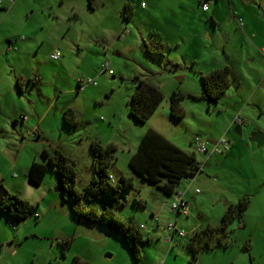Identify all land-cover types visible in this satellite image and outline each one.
Here are the masks:
<instances>
[{
  "label": "rangeland",
  "instance_id": "obj_1",
  "mask_svg": "<svg viewBox=\"0 0 264 264\" xmlns=\"http://www.w3.org/2000/svg\"><path fill=\"white\" fill-rule=\"evenodd\" d=\"M167 1L165 11L156 8L152 17L135 6L121 37L126 43L119 41L110 51L79 48L75 42L87 37L51 31L50 21H38L25 11L9 15L4 23L0 13V177L10 194L35 205L41 213L40 218L31 215L15 227L0 220V264H72L75 256L91 264H192L187 242L195 230L218 227L228 208H237L245 198L250 200L248 207L228 226L231 244L203 247L193 264H264V146L257 145L254 153L243 147L241 153L238 149L230 156L215 155L206 165L207 154L198 152L192 143L204 134L214 141L222 136L235 140L234 127L228 131L226 124L236 111L243 119L250 115L264 122V112L257 106L264 107V84H259L264 52L258 55L253 48L254 43L264 44V0H210L208 12L202 10L201 0ZM214 10L217 13L212 18ZM152 29L175 34L181 44L167 48L164 55L149 54ZM12 38H16L15 48L8 51ZM57 49L62 57L53 60L51 54ZM217 60L233 65L236 77L233 73L234 84L218 102H210L201 97L199 71H211ZM105 61L112 74L101 68ZM137 76L152 80L165 95L144 123L129 115L128 101L138 84ZM79 81L85 84L83 88ZM174 91L184 94L181 119L170 115ZM67 107L81 112L77 129L65 125ZM16 109L20 112L12 117ZM150 125L195 153L204 168L188 183L189 216L178 218V227L188 235H177L173 244L167 240L166 227L177 218L165 205L171 203V196L132 174L134 185L124 192L126 200L117 203L115 211L140 226L150 225L154 215L159 216L155 235L135 261L122 240L106 228L71 215L70 201L56 191L59 177L52 166L40 186L28 180L27 172L34 160L48 164L46 153L59 149L74 164L80 188L94 172L91 142L98 139L117 147L110 171L131 175L129 159ZM36 130L39 133L33 135ZM251 133L244 131L248 137ZM5 195L0 188V199ZM68 241L70 246H64Z\"/></svg>",
  "mask_w": 264,
  "mask_h": 264
},
{
  "label": "trees",
  "instance_id": "obj_2",
  "mask_svg": "<svg viewBox=\"0 0 264 264\" xmlns=\"http://www.w3.org/2000/svg\"><path fill=\"white\" fill-rule=\"evenodd\" d=\"M161 39L160 35L158 41L151 40L150 45L153 50L148 51L149 54H165L167 45ZM137 80L138 84L130 98L129 115L137 122L144 123L155 113L165 95L161 88L148 78L137 76ZM233 80V71L228 65L201 74L200 81L203 86L201 97L210 102H218L222 94L232 86ZM183 98L184 94L180 91H174L170 97V115L174 119H181L185 115L182 105ZM78 117V112L72 107L65 109L64 122L67 127L77 129L80 122ZM235 122L239 124L236 119ZM197 136L201 137V135ZM196 137L193 140L194 144H196ZM214 143L207 142L209 147H212ZM91 150L94 153V176L89 183L80 188L77 187L78 173L74 164L59 149H56L54 153H46L49 158L48 164L34 160L28 168L27 178L32 184L40 186L49 171V167L52 166L53 171L64 184L65 190L60 193L63 194L64 200L70 201L71 215L74 218L106 228L112 235L122 240L133 259L138 261L143 255L142 247L149 241V238L134 220L123 218L114 209L117 203H123L126 200L123 194L134 185V176L121 175L118 180L111 177L110 168L115 160L117 150L115 144L104 145L100 140L93 139ZM128 164L133 174L139 175L149 183L156 185L172 199L177 193L184 192V197L189 203L190 201L186 198V191L179 190L178 187L183 180L190 181L204 168L203 164L196 159L195 153L185 151L154 128L147 129L143 134L138 148L129 159ZM0 188L6 194L0 199V212L12 220L13 226L25 221L31 215L39 218L35 216L36 206L17 195L10 194L4 187L1 177ZM197 190L196 192H198ZM138 202L142 203L141 199ZM249 203L250 200L245 198L238 202L237 208H234L233 205L230 206L223 217V222L218 227L210 226L206 229L195 230L187 242V247L192 256V264L197 261L203 247L210 249L216 245L228 247L231 244L230 232L228 231L229 223L237 215H242ZM181 216L183 215L176 216L177 226L178 218ZM177 235L175 233L173 239ZM64 246L69 247L70 241L66 242ZM72 264L91 263L83 260L80 256H75Z\"/></svg>",
  "mask_w": 264,
  "mask_h": 264
},
{
  "label": "crops",
  "instance_id": "obj_3",
  "mask_svg": "<svg viewBox=\"0 0 264 264\" xmlns=\"http://www.w3.org/2000/svg\"><path fill=\"white\" fill-rule=\"evenodd\" d=\"M146 1H147V6L143 8L139 4V2H137V0H0V13L1 16L3 15V17L1 18L4 23L9 15L13 13L25 11L29 15V17H33L34 19L38 18V21L41 22L47 20L50 21L51 31L53 30L57 32L66 31L67 33L74 32L77 35L85 36L84 38L87 37L88 39L87 38L85 40L81 39L80 41L75 42V44L79 48L96 50L98 47H100L106 51H110L111 49L116 48L117 45L119 46V41L120 44L126 43V42H121V37L123 36L124 33H126L124 29L126 24L132 20V16L135 13L134 10L135 6H139L140 9L144 11L145 15L152 17L155 14L154 12L157 10L156 8H159L160 11L164 12L168 4L167 0H146ZM206 1L210 2L208 10L203 9V4ZM201 2H202V10L204 12H208L211 9L212 1L201 0ZM216 13H217L216 10H214L212 14V18L215 17ZM168 16L169 15H167V17ZM254 34L255 35H253V38H256L258 35L256 33ZM160 35L162 37L161 41L167 45V48H172L176 45L179 46L181 44V40L178 39V37H176L175 34H171L168 31V35L166 34L163 35L161 29H158L157 31L153 29L151 30L150 33L151 38L149 39L150 42L151 40L158 41ZM246 38L247 36L244 39ZM15 42H16V38L15 39L12 38L8 40V46H7L8 51H11L15 48L14 47ZM144 43H146V41ZM254 44L255 45H253V48L258 51V55L260 54L263 55L262 52H264V44L262 45H258L257 43ZM250 61H253V59L251 58ZM216 62L217 63L214 64L213 69L226 66L222 62H219V60H217ZM228 66L231 67L236 77L235 67L231 64ZM207 72L209 71L201 70L199 71V74L201 76V74ZM78 84H79V88H83L85 85L82 84L80 81L78 82ZM259 84L260 85L264 84V74L259 79ZM17 85L19 86V82L17 83ZM17 85H14L13 88L16 91L20 89L19 90L20 92L21 87L19 86L18 87L19 89H17L16 88ZM237 85L240 86L241 84L238 83ZM14 89L11 91H14ZM257 92L258 90L255 92V94ZM16 100H18V98ZM128 104H130V100L128 101ZM258 104L260 103H257V106L260 109V111L264 112L263 105H258ZM75 110L78 112L79 116H81L80 110H78L77 108H75ZM19 112L20 110L16 109L14 110V113L11 114V116L14 117ZM239 112L240 111H236V113L229 115L230 123L226 124V129L228 131L231 130L232 127L235 128V126L237 125L235 119L238 116ZM241 125L243 130V135H242L243 138L238 134H236L233 130L235 135L234 136L235 140L232 141L230 139L231 150L225 153L228 154V156L234 154L238 149H239L238 153H241L243 147H246L248 150H250V152L254 153L257 150V145L259 148H262L264 146V122L260 123L258 120L248 115V116H244V121ZM150 127L156 128L153 125H150ZM251 130L252 132L255 131L254 136L252 137L253 139H249L247 134L244 135V131L245 132L247 131L249 134ZM35 132L36 135L39 133L38 130H36ZM201 137L204 140H206L208 143L215 142L214 140L209 139L208 134L201 135ZM256 139H259L262 145L259 146ZM234 147H237V149L234 150L233 149ZM213 157L214 156L207 155L206 159L204 160V164L207 165L208 163H210ZM129 173L131 175L133 174L131 170ZM93 176H94V172H91V175L89 177L90 181L93 178ZM111 177L114 180H118L121 176L111 171ZM190 181H185L184 185L181 188H179V190L186 191V198L189 201L190 199L187 196H188V192H190L191 190L190 185H188ZM87 183L83 184V186L86 185ZM36 213H39L41 216V213L39 211H36ZM0 220L4 223H8V224L10 223L11 226H13L11 223L12 220L2 212H0ZM158 221L155 220V218H153L152 223L150 225L143 224L140 226L142 231L145 233V235L147 234L146 236L149 238V241L156 233V230L159 226ZM15 226H17V223Z\"/></svg>",
  "mask_w": 264,
  "mask_h": 264
},
{
  "label": "built area",
  "instance_id": "obj_4",
  "mask_svg": "<svg viewBox=\"0 0 264 264\" xmlns=\"http://www.w3.org/2000/svg\"><path fill=\"white\" fill-rule=\"evenodd\" d=\"M137 2H139L143 8H145L147 6L146 0H137ZM209 3H210L209 1L204 2V4H203L204 10H208ZM61 57H62V52L59 50H57L51 54V58L54 60H59ZM101 68L103 69L104 72L106 71V72H109L111 74L113 73V70L110 69L109 61H105L104 63H102ZM90 81H92V80H90ZM92 83L95 85L97 84L96 81H93ZM236 121L239 124H241L243 119L241 116H237ZM32 134L36 135V132L33 131ZM196 146H197V150L199 152L208 154L209 156L223 154V153L228 152L231 149V143H230L229 139H227L225 136H222L219 140H217L212 147H209V145L207 144V142L204 139H202L200 136H197L196 137ZM197 191H199V190H197ZM165 205L168 206L170 212L174 213L177 217L179 215H188L190 213V210H191V204L185 199L184 192L177 193L173 197L171 203H169V204L166 203ZM35 216L39 217L40 214L35 213ZM155 220H158V216H155ZM166 228L168 231L167 240L170 242V244L174 243L173 237H174L175 233H177L181 237H184L187 235L185 230L180 229L177 226L176 221L170 222Z\"/></svg>",
  "mask_w": 264,
  "mask_h": 264
},
{
  "label": "water",
  "instance_id": "obj_5",
  "mask_svg": "<svg viewBox=\"0 0 264 264\" xmlns=\"http://www.w3.org/2000/svg\"><path fill=\"white\" fill-rule=\"evenodd\" d=\"M264 15V14H263ZM234 132L236 134H238L239 136L243 135V130H242V125L241 124H237L234 128ZM255 131H253L250 135H249V139H253L252 137L254 136ZM256 141L258 142L259 146L262 145L259 139H256ZM65 190L64 188V184L62 183V181L59 179L58 180V184L56 186V191L57 192H63ZM105 257L107 258H111L112 254H106Z\"/></svg>",
  "mask_w": 264,
  "mask_h": 264
}]
</instances>
